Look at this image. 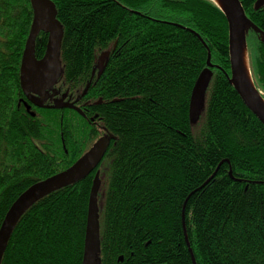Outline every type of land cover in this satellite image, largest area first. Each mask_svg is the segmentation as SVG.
I'll return each instance as SVG.
<instances>
[{
	"label": "trees",
	"instance_id": "16d2710c",
	"mask_svg": "<svg viewBox=\"0 0 264 264\" xmlns=\"http://www.w3.org/2000/svg\"><path fill=\"white\" fill-rule=\"evenodd\" d=\"M50 1L63 31L51 90L65 102L79 98L82 116L53 101L26 112L18 70L32 6L0 0V226L32 184L70 168L99 139L108 146L85 179L22 214L0 264H82L95 175L99 264H264V124L225 78L220 9L210 0ZM256 1L239 0L264 33ZM245 40L264 99V41L252 30ZM46 42L36 37V59ZM208 52L214 68L194 133L189 101Z\"/></svg>",
	"mask_w": 264,
	"mask_h": 264
},
{
	"label": "water",
	"instance_id": "95a60500",
	"mask_svg": "<svg viewBox=\"0 0 264 264\" xmlns=\"http://www.w3.org/2000/svg\"><path fill=\"white\" fill-rule=\"evenodd\" d=\"M223 14L227 24V40L229 51V75L225 74L227 83L232 86L237 93L240 101L246 106L251 114L264 124V99L263 94L255 88L251 74L249 71V61L246 50V33L252 30L258 34L264 41V33L258 29L250 20L246 18L244 10L240 5L239 0H210ZM32 6L33 19L30 25V30L26 37L24 50L20 58L19 65V82H21V91L27 101L32 102L35 106L41 107V101L47 98L46 94L57 81L61 73V61L59 58L60 42L63 34L62 26L56 18L55 5L50 0H30ZM254 10L264 7V0H257L254 3ZM43 33L47 35L45 52L40 59H35V42L36 37ZM200 40V37L196 34ZM201 42V40H200ZM113 48L116 46L113 44ZM204 45V44H203ZM108 58V53H102L95 63L99 69L97 77L101 75L105 60ZM206 67L199 73L194 87L191 91L189 101V117L192 121L197 119L200 109V103L203 100L204 93L208 87L209 80L212 76L211 69L214 66L210 63V53L207 54ZM248 67V68H247ZM248 69V70H247ZM95 70H92L90 81L84 87L81 96H84L89 90L92 77ZM31 95L37 96L38 101H34ZM57 101V100H56ZM65 102L60 99L55 104L57 109H67L77 112L82 116L81 111L74 103ZM26 107V112L29 110ZM32 117L34 113L30 112ZM113 139L112 137H108ZM108 146L107 139H99L94 143V146L85 152V154L73 162V165L63 170V172L53 175L50 178L41 182L32 184L31 187L22 192L20 196L11 204L8 212L2 220L0 226V262L3 257V252L8 244V240L13 232V228L19 221V218L25 213L28 208L34 203L43 199L54 191L63 189L64 187L74 185L86 176L95 171L96 167L105 155V150ZM98 175H95L92 188L89 193L86 231L84 236L82 264H99L100 260L96 259L99 252V223H98V206L97 192L99 189Z\"/></svg>",
	"mask_w": 264,
	"mask_h": 264
},
{
	"label": "flooded vegetation",
	"instance_id": "af4514ba",
	"mask_svg": "<svg viewBox=\"0 0 264 264\" xmlns=\"http://www.w3.org/2000/svg\"><path fill=\"white\" fill-rule=\"evenodd\" d=\"M36 59V58H35ZM37 59H40V58H37ZM36 59V60H37ZM54 88V86L51 88V89H53ZM51 89H49V91L46 93L47 95H48V97L46 98L45 97V99L44 100H42L41 101V103H42V106L40 107H37V106H35L32 102H30V101H27V99H26V103L24 102V105H25V108L26 107H30L29 108V110H28V112L30 113H33L32 111H31V108L32 107H34V108H46L47 106H45V102L46 101H53L54 102V104H56V102L57 101H60L59 100V98L57 97V95L55 94V91H53V90H51ZM31 97H32V99L34 100V101H38L39 100V98L37 97V96H34V95H31ZM26 98V97H25ZM57 100V101H56ZM75 101H76V99H75ZM75 101H71V102H75ZM67 102V101H66ZM71 102H69V103H71ZM101 101H99V103H100ZM77 103V102H76ZM76 103H74L75 105H76ZM84 106H89V103L88 102H86V103H84L83 104ZM91 121L93 122V119H91Z\"/></svg>",
	"mask_w": 264,
	"mask_h": 264
},
{
	"label": "rangeland",
	"instance_id": "374dc122",
	"mask_svg": "<svg viewBox=\"0 0 264 264\" xmlns=\"http://www.w3.org/2000/svg\"><path fill=\"white\" fill-rule=\"evenodd\" d=\"M203 102H204V98H203L202 102L199 105L200 106V110H199V113L197 115L198 116L197 119L191 122V127H192V130H193L194 133H195L194 130L197 129L198 126L200 125V123L203 121V116L201 115L203 107H204Z\"/></svg>",
	"mask_w": 264,
	"mask_h": 264
},
{
	"label": "bare ground",
	"instance_id": "6f19581e",
	"mask_svg": "<svg viewBox=\"0 0 264 264\" xmlns=\"http://www.w3.org/2000/svg\"><path fill=\"white\" fill-rule=\"evenodd\" d=\"M213 1H215V0H213ZM248 68V67H247ZM248 70V69H247Z\"/></svg>",
	"mask_w": 264,
	"mask_h": 264
}]
</instances>
